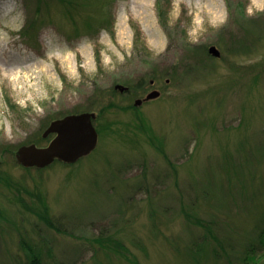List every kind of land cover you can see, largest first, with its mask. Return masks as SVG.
Returning a JSON list of instances; mask_svg holds the SVG:
<instances>
[{"label": "rangeland", "instance_id": "374dc122", "mask_svg": "<svg viewBox=\"0 0 264 264\" xmlns=\"http://www.w3.org/2000/svg\"><path fill=\"white\" fill-rule=\"evenodd\" d=\"M36 4L0 0V172L41 192L54 226L0 179V264H28L21 238L46 264H227L184 212L241 254L264 227V0H90L75 17L80 34L60 4L41 2L44 24L25 34ZM232 9L249 19L242 49L229 42ZM153 89L159 97L129 107ZM108 103L93 121L95 149L73 165L26 170L2 152ZM108 237L126 256L99 244Z\"/></svg>", "mask_w": 264, "mask_h": 264}, {"label": "trees", "instance_id": "16d2710c", "mask_svg": "<svg viewBox=\"0 0 264 264\" xmlns=\"http://www.w3.org/2000/svg\"><path fill=\"white\" fill-rule=\"evenodd\" d=\"M36 1H37V4L34 7L33 12L30 13L29 19L27 20V23L25 25V34L34 33L40 25L44 24V14H43L42 6L40 5V3L41 2L44 3V11L48 12L50 1H55L62 6L66 17L71 21L72 25L74 26L73 29L75 33L80 34L79 27L77 25L78 22L75 17L85 11L86 7L88 6L87 4H89L90 0H36ZM231 11H232L233 16H235V14L237 15V17L235 18V25L237 28L236 32L238 33V36H237V33L235 35L233 34L234 36H232L231 39L229 36V42L230 43H232L233 41L237 42L238 40L240 44L239 47L242 49L246 47V44L248 40L250 39L251 32L247 29V23L249 19L244 17L241 11L239 12L236 9L235 11L232 9ZM99 20L101 21L104 20L106 24L108 22L105 17H101ZM84 26L87 29H92L94 27V24H92L90 20L89 21L86 20L84 22ZM205 53L209 54L208 51L206 50H205ZM141 84H142V81H140L137 86L140 87ZM130 90H131V87H128V91ZM112 106H113V103H108L106 106L100 107L95 118H97L99 114L101 115L102 113H104L105 110H107L109 107H112ZM129 107H132V109L136 110V106L134 105H130ZM76 112L77 111H75L74 113ZM140 127H142L144 130L148 129V127L144 126L142 122L140 123ZM41 140H43L42 136L38 135L32 141H29V143H33V142L39 143L41 142ZM151 140H152V143L154 144V140L152 137H151ZM8 150L11 156L13 157L14 163L16 165L21 166L20 163L15 158V154H14L15 149H9V147L4 146L2 152H7ZM159 150H161V147ZM56 161L58 160H55L54 162ZM58 162H60L61 164H65V165H73L77 161L74 163H64L62 161H58ZM23 168L26 170H29L32 167H23ZM36 169H42V168H36ZM0 179L6 183L10 182L7 176H4V174L1 172H0ZM12 186L15 187L16 193L11 197V200H13L14 202L16 201L19 202L26 209H32L33 207L31 206V204L28 203L22 195V191H24L26 194H28L32 198H35V200L32 201V203H35L36 205L38 204L39 209L41 208V211L39 212L37 209H34L33 211L35 213H38L40 218L43 219L48 225L54 226L50 216L48 215V206L40 191H37V190L30 191L26 189L25 187L20 186L17 183H12ZM184 217L186 218V220L192 222L193 224L201 226L207 231L205 235L208 236V240H206L205 242L209 241V239L214 240V245L213 247H211V250H212V254H214V257L216 259H221V258L225 259L227 264H237L238 261L242 262L243 264H259L260 263L259 259L264 255V252L257 255L256 250L264 247V227L257 234L256 240L254 239L251 242H249L247 245L244 246L241 254L234 256L235 253L230 252L229 249L227 250L223 242L217 236H215V234H213L210 221L204 220L189 212H184ZM97 240L99 244L104 245L106 248L112 251H115L117 253H120L122 254V256H126L127 249L119 240H116L112 237H108L105 239H97ZM20 245L26 252L28 264H46L43 261L40 252L34 249L30 244L26 243L24 241V238H21ZM193 257H196L195 254H193Z\"/></svg>", "mask_w": 264, "mask_h": 264}, {"label": "water", "instance_id": "95a60500", "mask_svg": "<svg viewBox=\"0 0 264 264\" xmlns=\"http://www.w3.org/2000/svg\"><path fill=\"white\" fill-rule=\"evenodd\" d=\"M208 53L220 57L221 52L215 45L208 47ZM114 88L123 92L128 86L117 83ZM160 92L156 89L149 91L144 99L134 100V106H139L143 100L157 98ZM96 114L93 111L67 114L50 121L42 133L54 136L44 146L34 143L21 145L15 152L16 160L24 167L44 168L55 160L64 163H74L79 158L89 154L97 145L98 133L93 124Z\"/></svg>", "mask_w": 264, "mask_h": 264}, {"label": "flooded vegetation", "instance_id": "af4514ba", "mask_svg": "<svg viewBox=\"0 0 264 264\" xmlns=\"http://www.w3.org/2000/svg\"><path fill=\"white\" fill-rule=\"evenodd\" d=\"M153 84H154V81H151V82H150V85H153ZM126 91H128V90H126Z\"/></svg>", "mask_w": 264, "mask_h": 264}]
</instances>
